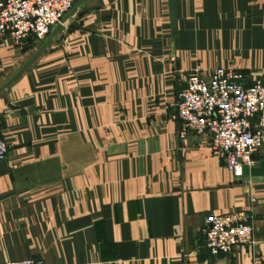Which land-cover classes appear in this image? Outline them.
<instances>
[{
	"label": "crops",
	"instance_id": "crops-1",
	"mask_svg": "<svg viewBox=\"0 0 264 264\" xmlns=\"http://www.w3.org/2000/svg\"><path fill=\"white\" fill-rule=\"evenodd\" d=\"M78 2L39 53L55 27L0 36V263L264 264V148L236 178L172 118L194 74L264 82V0H176L174 36L168 0ZM238 211L253 244L212 257Z\"/></svg>",
	"mask_w": 264,
	"mask_h": 264
},
{
	"label": "built area",
	"instance_id": "built-area-1",
	"mask_svg": "<svg viewBox=\"0 0 264 264\" xmlns=\"http://www.w3.org/2000/svg\"><path fill=\"white\" fill-rule=\"evenodd\" d=\"M78 0L0 1V36L15 45L40 42L72 10ZM185 1V0H184ZM184 132L210 138V150L236 178L254 164L253 155L264 148V82H246L231 69L190 76L177 95L176 114ZM8 145L0 135V162ZM244 211L209 218L202 229L204 248L212 257L232 254L253 244L252 227ZM0 264H47L24 259Z\"/></svg>",
	"mask_w": 264,
	"mask_h": 264
},
{
	"label": "water",
	"instance_id": "water-1",
	"mask_svg": "<svg viewBox=\"0 0 264 264\" xmlns=\"http://www.w3.org/2000/svg\"><path fill=\"white\" fill-rule=\"evenodd\" d=\"M83 0H79L78 4L80 2H82ZM168 4H169V12H170V22H171V33L172 36H174L176 34V0H168ZM69 15V13L60 21V23L58 25L55 26L52 34L50 35L48 41L46 42V44L38 51L41 52L45 46L47 45V43L49 42V40L51 39V36L56 32V30L60 27V25L65 21V19L67 18V16ZM34 58L32 57L30 60H28L25 65L23 66V68L12 78V80L14 78H16L20 72L33 60ZM11 80V81H12ZM10 81V82H11Z\"/></svg>",
	"mask_w": 264,
	"mask_h": 264
}]
</instances>
